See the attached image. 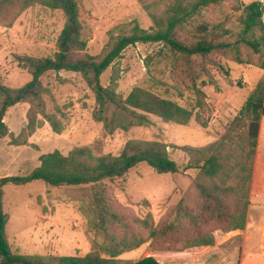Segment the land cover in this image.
Listing matches in <instances>:
<instances>
[{"label":"rangeland","instance_id":"374dc122","mask_svg":"<svg viewBox=\"0 0 264 264\" xmlns=\"http://www.w3.org/2000/svg\"><path fill=\"white\" fill-rule=\"evenodd\" d=\"M258 1L264 7V0H222L217 5L201 9L193 17L192 27L206 23L222 39L235 41L241 29L238 17L244 5ZM172 2L78 0L88 41L87 52L102 58L108 50L111 35L121 34L134 21L141 28H152L151 15L164 17ZM64 22L60 10L34 5L24 10L10 27L0 26V78L4 84L20 87L30 80L27 70L19 66L17 56L53 55ZM241 52L245 63L232 58L223 59L229 75L225 76L214 68L215 84L203 88L212 111L207 127L197 124L193 118L186 124H178L151 115L145 126L109 134L102 123L93 119L95 97L79 73H46L41 78L46 88V108L38 115L44 121L40 128L27 134V103H18L6 112L4 121L10 134L0 139V177L25 175L39 166L42 154L54 150L67 155L74 148L87 147L96 156L118 155L129 140L159 141L168 146L170 158L180 168L178 173L158 174L148 165L139 164L122 178L107 182L113 209L128 219L159 226L181 199L190 203L196 201L193 181L199 171L185 169L191 160L183 147L204 149L221 142L230 122L239 114L256 84L264 81V69L258 66L260 55L246 47H242ZM113 79L116 93L123 98L138 86L185 108L194 107L192 92L180 95L176 90L169 58L161 44L138 43L128 47L102 74L101 83L107 87ZM242 134L232 137L227 185L234 188L230 200L236 205L232 206L247 202V215L251 211L253 220L262 206L253 201L264 194V117L260 121L252 156L248 155L245 133ZM13 139L24 142L15 144ZM3 208L7 215L8 242L11 250L20 255L84 256L96 252L101 257L114 258L118 264H132L148 256L155 257L160 264L239 262L241 235L237 231L242 230L226 232L220 228L211 230L214 241L209 246L189 247L183 251L155 250L151 241H147L114 257L110 241L96 233L97 219L88 186L52 187L40 180L23 186L8 184L4 187ZM258 233L264 243V227ZM114 234L120 233L116 231ZM259 262L256 264H264V259ZM0 264H3L1 260Z\"/></svg>","mask_w":264,"mask_h":264},{"label":"trees","instance_id":"16d2710c","mask_svg":"<svg viewBox=\"0 0 264 264\" xmlns=\"http://www.w3.org/2000/svg\"><path fill=\"white\" fill-rule=\"evenodd\" d=\"M222 0H173L164 17L151 15L154 26L141 28L134 21L118 35H111L108 50L102 58L87 52V38L80 19L78 0H0V26L10 27L27 8L42 5L60 10L64 25L56 41V51L51 56H17L19 66L26 69L30 80L20 87H10L0 78V139L10 134L4 121L9 108L18 103L29 104L27 134L40 128L44 121L38 118L46 108V88L41 78L48 72L79 73L93 92L96 109L93 119L102 123L112 134L149 124V116L167 122L186 124L192 118L207 127L211 108L203 90L215 84L213 69L225 76L229 68L223 59L232 58L245 63L241 48L246 47L260 55L258 66L264 69V7L261 2L244 5L238 17L240 32L235 41L222 39L210 26L202 23L192 27V19L201 9L217 5ZM227 34V31H224ZM138 43L161 44L170 62V72L180 95L192 92L193 109L162 97L142 87H134L126 98L116 93L115 80L110 86L101 83V76L122 53ZM264 117V81H259L238 115L230 122L227 133L217 145L204 149L183 147L191 162L185 169H197L193 181L196 201L181 199L161 224L153 227L147 221L128 219L113 209L107 187L125 176L139 164H146L158 174L178 173V164L170 158L168 146L159 141L129 140L118 155L96 156L87 147L72 149L67 155L59 150L42 154L40 164L25 175L0 177V260L3 264H118L114 258L101 257L96 252L84 256L20 255L11 250L6 234L7 215L3 208L4 187L8 184L23 186L33 181H43L52 187L88 186L96 215V233L110 241L113 256L138 248L151 241L155 250L183 251L189 247L209 246L214 239L211 230L226 232L243 230L246 225L247 202L232 206L230 195L234 188L227 185L230 179V146L234 134L245 133L248 155L254 154ZM52 124H54L52 122ZM15 144H23L18 139ZM249 178V177H248ZM239 205V204H237ZM118 231L120 234L115 235ZM132 264H160L152 256Z\"/></svg>","mask_w":264,"mask_h":264},{"label":"crops","instance_id":"0c3cea01","mask_svg":"<svg viewBox=\"0 0 264 264\" xmlns=\"http://www.w3.org/2000/svg\"><path fill=\"white\" fill-rule=\"evenodd\" d=\"M253 202H259L262 206L257 214H254L253 220H251V211H248L245 229L237 231L241 235L238 264H256L260 259H264V243H261L258 233V230L264 227V194L255 198Z\"/></svg>","mask_w":264,"mask_h":264}]
</instances>
